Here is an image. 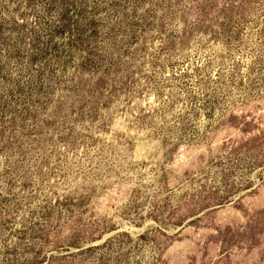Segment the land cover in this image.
<instances>
[{"label": "rangeland", "instance_id": "obj_1", "mask_svg": "<svg viewBox=\"0 0 264 264\" xmlns=\"http://www.w3.org/2000/svg\"><path fill=\"white\" fill-rule=\"evenodd\" d=\"M0 264H264V0H0Z\"/></svg>", "mask_w": 264, "mask_h": 264}]
</instances>
